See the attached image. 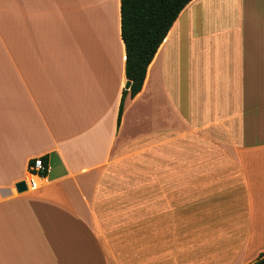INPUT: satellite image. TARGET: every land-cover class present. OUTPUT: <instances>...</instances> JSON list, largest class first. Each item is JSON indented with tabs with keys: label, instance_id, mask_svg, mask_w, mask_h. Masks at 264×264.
I'll return each mask as SVG.
<instances>
[{
	"label": "crops",
	"instance_id": "1",
	"mask_svg": "<svg viewBox=\"0 0 264 264\" xmlns=\"http://www.w3.org/2000/svg\"><path fill=\"white\" fill-rule=\"evenodd\" d=\"M127 84L120 0H0V264L257 262L264 0H192L117 124Z\"/></svg>",
	"mask_w": 264,
	"mask_h": 264
},
{
	"label": "trees",
	"instance_id": "2",
	"mask_svg": "<svg viewBox=\"0 0 264 264\" xmlns=\"http://www.w3.org/2000/svg\"><path fill=\"white\" fill-rule=\"evenodd\" d=\"M191 1L120 0V37L125 47V77L129 86L128 92L122 95L117 124L125 98H134L141 91L148 66L179 14ZM254 264H264V255Z\"/></svg>",
	"mask_w": 264,
	"mask_h": 264
},
{
	"label": "built area",
	"instance_id": "3",
	"mask_svg": "<svg viewBox=\"0 0 264 264\" xmlns=\"http://www.w3.org/2000/svg\"><path fill=\"white\" fill-rule=\"evenodd\" d=\"M27 172L28 176L31 178L25 182L27 190L34 189L35 184L38 183V181L46 178L48 166L44 165L41 158H35L32 160V164L28 166Z\"/></svg>",
	"mask_w": 264,
	"mask_h": 264
},
{
	"label": "water",
	"instance_id": "4",
	"mask_svg": "<svg viewBox=\"0 0 264 264\" xmlns=\"http://www.w3.org/2000/svg\"><path fill=\"white\" fill-rule=\"evenodd\" d=\"M128 84H127V88H128ZM15 189L18 193H22V192H25L27 191V187H26V184L25 182H20L18 184L15 185Z\"/></svg>",
	"mask_w": 264,
	"mask_h": 264
},
{
	"label": "bare ground",
	"instance_id": "5",
	"mask_svg": "<svg viewBox=\"0 0 264 264\" xmlns=\"http://www.w3.org/2000/svg\"><path fill=\"white\" fill-rule=\"evenodd\" d=\"M36 186H37V185L35 184V188H36Z\"/></svg>",
	"mask_w": 264,
	"mask_h": 264
}]
</instances>
